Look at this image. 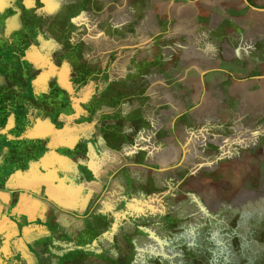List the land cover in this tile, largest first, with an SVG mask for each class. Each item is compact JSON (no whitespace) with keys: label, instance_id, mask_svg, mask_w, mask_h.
Returning <instances> with one entry per match:
<instances>
[{"label":"rangeland","instance_id":"374dc122","mask_svg":"<svg viewBox=\"0 0 264 264\" xmlns=\"http://www.w3.org/2000/svg\"><path fill=\"white\" fill-rule=\"evenodd\" d=\"M24 2L0 129L65 181L46 264H264V0Z\"/></svg>","mask_w":264,"mask_h":264},{"label":"crops","instance_id":"0c3cea01","mask_svg":"<svg viewBox=\"0 0 264 264\" xmlns=\"http://www.w3.org/2000/svg\"><path fill=\"white\" fill-rule=\"evenodd\" d=\"M4 1L16 0H0V7H8ZM243 1L248 5L247 0ZM252 9L264 12V9ZM12 118L15 121V117ZM76 119L73 118V121L76 122ZM75 122L70 123L72 133H78ZM94 126L87 125V131L94 130ZM26 137L28 135L20 138L16 131L0 135V264H46L45 255L41 254L39 247L34 248L32 235L47 229L46 216L52 211L50 206L52 203L60 204L63 200L60 186L65 181L57 177L47 181L42 172L46 167L40 170L43 161L40 164V160L35 161L25 168L23 157L29 151L23 143ZM74 167L76 169L77 164ZM77 180H80L79 177L75 178L76 183ZM79 182L87 186L91 184L88 179ZM70 185L66 192L70 194L71 200H67L66 207H78L79 203L87 207L93 198L92 193L87 191L85 194L78 191L76 185L74 188L72 183Z\"/></svg>","mask_w":264,"mask_h":264},{"label":"flooded vegetation","instance_id":"af4514ba","mask_svg":"<svg viewBox=\"0 0 264 264\" xmlns=\"http://www.w3.org/2000/svg\"><path fill=\"white\" fill-rule=\"evenodd\" d=\"M25 0H16L13 2H6L4 1V3H8L5 8L0 7V15L3 12V14H7L8 11H12L11 15H7V17H5V19L3 18L2 21H0V38L5 41L6 43L11 40L14 39V34L12 33L15 29H16V25L18 23L22 24V21L20 20V16H21V10L19 9V6H25ZM2 4V2L0 3ZM5 5V4H4ZM16 10V12H15ZM18 14V15H16ZM2 31V33H1ZM24 100V99H23ZM15 117V116H14ZM11 121V128L8 130L7 133H11L13 131H16V117H15V121H13V118L10 120ZM19 134V131H16ZM3 133V130L0 129V135ZM5 139V138H4Z\"/></svg>","mask_w":264,"mask_h":264}]
</instances>
